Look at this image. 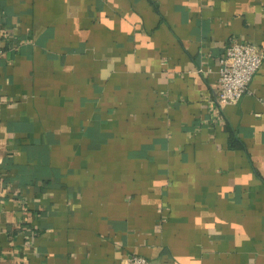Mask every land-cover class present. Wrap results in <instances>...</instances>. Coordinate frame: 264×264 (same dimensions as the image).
I'll list each match as a JSON object with an SVG mask.
<instances>
[{
    "label": "crops",
    "instance_id": "obj_1",
    "mask_svg": "<svg viewBox=\"0 0 264 264\" xmlns=\"http://www.w3.org/2000/svg\"><path fill=\"white\" fill-rule=\"evenodd\" d=\"M264 0H0V264H264V63L217 99Z\"/></svg>",
    "mask_w": 264,
    "mask_h": 264
},
{
    "label": "built area",
    "instance_id": "obj_2",
    "mask_svg": "<svg viewBox=\"0 0 264 264\" xmlns=\"http://www.w3.org/2000/svg\"><path fill=\"white\" fill-rule=\"evenodd\" d=\"M264 63V50L249 42L229 43L219 68L218 94L220 103H235L250 92V83ZM123 264H152L146 257L131 254Z\"/></svg>",
    "mask_w": 264,
    "mask_h": 264
}]
</instances>
